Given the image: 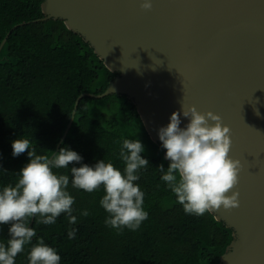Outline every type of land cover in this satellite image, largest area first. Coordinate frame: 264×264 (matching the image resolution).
<instances>
[{
	"label": "trees",
	"instance_id": "1",
	"mask_svg": "<svg viewBox=\"0 0 264 264\" xmlns=\"http://www.w3.org/2000/svg\"><path fill=\"white\" fill-rule=\"evenodd\" d=\"M43 0H0V188L14 184L16 173L29 162L27 152L14 157L12 142L28 139L37 154L52 156L68 147L82 156L80 163L94 166L105 160L123 171L119 158L124 139L137 128L148 142L141 153L149 161L136 182L145 193L144 210L149 213L139 229L119 232L105 224L108 213L100 205L103 188L88 193L71 185L75 198V224L61 214L55 224L37 225L40 237L55 248L61 264H217L234 238V229L215 213L186 214L175 195L161 179L159 166L170 161L162 142L148 133L135 101L125 93L102 97L82 96L72 124L57 146L70 120L76 98L84 91L103 92L119 75L82 34L62 18L35 20L44 16ZM30 21V22H28ZM25 22L24 24H19ZM87 210L89 215L81 213ZM10 224L0 225V242L6 244ZM77 229L73 239L71 229ZM32 245L16 257V264H29Z\"/></svg>",
	"mask_w": 264,
	"mask_h": 264
},
{
	"label": "water",
	"instance_id": "2",
	"mask_svg": "<svg viewBox=\"0 0 264 264\" xmlns=\"http://www.w3.org/2000/svg\"><path fill=\"white\" fill-rule=\"evenodd\" d=\"M142 3L43 0L35 20L64 19L120 72L103 92L78 95L57 146L86 95L127 94L156 141L173 113L181 128L190 122L183 107L218 114L230 128L229 156L242 168L239 207L213 211L234 229L217 264H264V0H152L150 10Z\"/></svg>",
	"mask_w": 264,
	"mask_h": 264
},
{
	"label": "clouds",
	"instance_id": "3",
	"mask_svg": "<svg viewBox=\"0 0 264 264\" xmlns=\"http://www.w3.org/2000/svg\"><path fill=\"white\" fill-rule=\"evenodd\" d=\"M141 7L150 10L152 0H143ZM183 115L190 118L186 127H180V113L175 112L170 123L159 130L165 158L170 161L167 170L163 164L159 166L161 179L186 214L203 216L221 207L225 210L239 207L240 193L234 189L242 165L240 160L229 156L230 128L218 114L201 113L195 106L187 110L183 107ZM12 149L14 157L27 152L29 162L16 173L18 179L14 184L0 188V225L10 224V238L6 244L0 242V264H16L17 255L25 251L26 245H32L29 264H61V256L43 237L32 244L37 231L29 226L33 219L37 225L55 224L62 213L70 223H76L75 198L68 191L70 176L59 172L60 169H70L75 189L93 193L103 188L105 194L100 205L109 214L105 224L118 233L124 228L137 230L148 219L149 213L143 207L145 193L136 183L140 170L149 165L141 155L145 148L139 139L123 140L119 151L125 165L123 171L105 160L94 166L82 164L70 168V164L83 159L76 151L63 147L51 157L37 154L28 139L14 140ZM81 214L89 215L87 210ZM76 231L69 230L68 238L73 239Z\"/></svg>",
	"mask_w": 264,
	"mask_h": 264
},
{
	"label": "rangeland",
	"instance_id": "4",
	"mask_svg": "<svg viewBox=\"0 0 264 264\" xmlns=\"http://www.w3.org/2000/svg\"><path fill=\"white\" fill-rule=\"evenodd\" d=\"M131 133L133 135L132 137L139 139L144 145V148L148 149V142L144 139V136L137 128H134Z\"/></svg>",
	"mask_w": 264,
	"mask_h": 264
}]
</instances>
